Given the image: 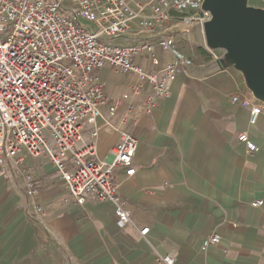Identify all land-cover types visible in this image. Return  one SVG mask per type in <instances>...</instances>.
Wrapping results in <instances>:
<instances>
[{"label":"crops","instance_id":"0c3cea01","mask_svg":"<svg viewBox=\"0 0 264 264\" xmlns=\"http://www.w3.org/2000/svg\"><path fill=\"white\" fill-rule=\"evenodd\" d=\"M128 1L136 7L151 0ZM161 33L194 64L179 70L151 114L131 113L153 93L150 82L111 64L98 71L110 99L127 95L98 153L106 156L121 130L137 137L136 172L120 168L116 178L148 234L120 226L110 201L77 203L47 156L23 152L21 165L40 188L29 195L19 171L0 176V264H163L156 257L166 254L174 264H264V99L226 51L207 45L204 23L172 18L152 31L135 21L114 43L152 42L166 65L173 54L158 45ZM135 63L156 67L145 51ZM254 106L261 113L252 124ZM243 132L257 152L239 140ZM38 206L45 210L39 218ZM215 234L219 241L205 246Z\"/></svg>","mask_w":264,"mask_h":264},{"label":"built area","instance_id":"2783aa9c","mask_svg":"<svg viewBox=\"0 0 264 264\" xmlns=\"http://www.w3.org/2000/svg\"><path fill=\"white\" fill-rule=\"evenodd\" d=\"M203 3L151 0L133 7L128 0H0V176L19 171L27 193L35 195L40 185L21 165V154L47 156L69 197L81 205L110 201L120 226L131 225L140 234H148L150 227L138 226L118 194L116 178L120 168L128 175L136 172L137 137L121 130L107 155L98 153L105 129L127 97L110 99L98 71L111 64L150 82L153 93L144 103L133 105L131 113L133 118L151 114L179 70L194 64L193 58L174 48L165 33L158 35V45L173 54V61L161 66L152 42L114 41L135 21L152 31L172 18L205 23L211 13L203 9ZM144 51L156 65L152 70L135 63ZM260 113L259 106L252 108V124ZM239 140L250 152L260 149L247 132ZM44 213L38 206V218ZM218 241L215 234L204 245ZM156 261L174 264L175 259L166 254L158 255Z\"/></svg>","mask_w":264,"mask_h":264},{"label":"water","instance_id":"95a60500","mask_svg":"<svg viewBox=\"0 0 264 264\" xmlns=\"http://www.w3.org/2000/svg\"><path fill=\"white\" fill-rule=\"evenodd\" d=\"M203 9L211 13L204 23L207 45L225 49L254 95L264 99V8L247 0H204Z\"/></svg>","mask_w":264,"mask_h":264},{"label":"rangeland","instance_id":"374dc122","mask_svg":"<svg viewBox=\"0 0 264 264\" xmlns=\"http://www.w3.org/2000/svg\"><path fill=\"white\" fill-rule=\"evenodd\" d=\"M248 5L264 8V0H247ZM218 52L221 54L225 52V49L218 48Z\"/></svg>","mask_w":264,"mask_h":264}]
</instances>
